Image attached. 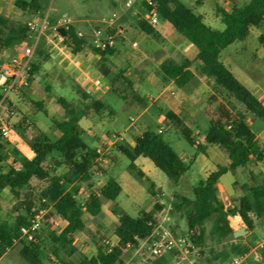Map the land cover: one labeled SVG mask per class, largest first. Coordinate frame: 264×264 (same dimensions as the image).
<instances>
[{"label":"trees","instance_id":"obj_1","mask_svg":"<svg viewBox=\"0 0 264 264\" xmlns=\"http://www.w3.org/2000/svg\"><path fill=\"white\" fill-rule=\"evenodd\" d=\"M152 4L144 3L148 10H156L159 20L172 28L193 44L197 53L192 58L182 57L176 60L167 57L160 62L157 75L162 83L172 81L181 89L194 77H202L208 83L225 91L241 106L240 113L233 111V104L223 102L216 93H211L202 108V114L207 120L204 145H195L188 128H179L184 139L195 145L200 153H205L206 145H217L227 153L229 165H217L197 185L191 188V198L179 196L174 202L175 209L181 211L187 231H198L191 235L192 242L201 246L205 233L204 224L211 222L209 233L220 242H224L228 234L233 231L229 218L239 217L248 232L255 226V220L264 223V182H244L241 184L242 194L235 201L225 206L218 197L217 183L227 171L236 168H246L251 163L264 161V151L250 129L248 118L254 117L264 122V104L251 93L222 63L220 53L229 45L237 41H244L251 28H260L264 23V0H246L239 5H232L227 11L216 7L215 15L223 24L217 30L204 22L202 15L195 13L181 0H151ZM14 5L21 12L34 15L43 9V0H14ZM131 12L134 14L133 8ZM135 27L152 39H160V35L145 19L135 13ZM64 38L72 53H78L85 48L95 52L101 58L111 55L113 47L105 49L95 48L86 36H78L75 25L66 28ZM264 49V36H259ZM36 54L41 55L36 47ZM264 62V55H263ZM39 69L34 62L32 72ZM48 90V89H47ZM110 91L116 94L128 105L143 104L133 83L120 69L110 83ZM22 95H25L22 92ZM77 101L67 100L59 96L56 103L67 116L64 120L51 117V122L59 135L52 141L37 129L25 115L20 116L21 123L32 134L28 145L33 153L32 158L23 155L16 147L0 134V192L8 187L14 198L11 211L15 214L13 223L0 221V257L12 247L21 226L27 225L37 208L51 207L55 214L65 222L57 233L46 230V249L49 253L46 261L56 264H123L122 254L127 245H136L138 241L146 239L158 224L155 217L162 204L154 203L150 210H139L136 216H131L116 202L121 191L119 183L108 178L104 185L91 191L83 210L75 198L73 191L67 190L65 180L52 174L53 168L65 163L69 166L66 180L69 183L81 184L90 179L94 169H102L96 161L95 148L89 147L82 140L83 130L79 126L80 119L89 117L91 113L99 114L108 110L101 101L92 98L84 90H77ZM1 97V94H0ZM46 116L47 111L42 102L32 101ZM15 129V126L12 125ZM34 129V130H33ZM116 148L128 160L126 166L129 174L137 180L149 183L144 172L134 163L136 157L149 159L152 164L162 171L170 180L177 183L188 171L192 160H183L162 138L161 133L146 128L135 139L133 146L117 144ZM53 154V155H52ZM55 155V157H54ZM148 193L153 195L152 184ZM103 199L112 201L110 211L117 216L114 236L117 243L108 242L105 247H97L95 254L83 255L80 261L74 262L71 256L77 248L73 245V234L82 232L88 238L96 240L94 233L83 221L84 211L91 216L100 212ZM237 220V219H236ZM39 235H35L33 242L20 241L19 255L24 264H45L41 256ZM229 245L230 243H225ZM45 247V246H44ZM233 251L240 252L239 249ZM260 261L264 263V249H260ZM50 257H53L54 261ZM162 259H165L162 256Z\"/></svg>","mask_w":264,"mask_h":264},{"label":"rangeland","instance_id":"obj_2","mask_svg":"<svg viewBox=\"0 0 264 264\" xmlns=\"http://www.w3.org/2000/svg\"><path fill=\"white\" fill-rule=\"evenodd\" d=\"M205 1L199 0L201 4L204 2V4L200 5L195 0H182L195 13H202L204 22L207 25L221 30L223 24L218 18L214 17V6L210 1ZM143 4L144 1L142 0H137L135 4L141 15L144 13ZM0 11L25 23L34 19L42 20L45 16L48 22L47 29L44 31L37 45L41 55L34 52L32 59L39 67L36 72L40 80L23 90L22 92L25 95H22L21 92L11 95L9 107H12L13 104L15 114L11 115L4 108H0V118L6 119L11 127H13L12 125L15 126V129H13L16 131V136L12 140L17 139L19 147L24 148V152L28 153V141L32 134L21 123L20 116L22 114L25 115L37 129L52 141L59 135V132L52 124L51 117L58 120H64L67 117L62 108L56 103V98L62 96L67 100L76 101L79 99L77 90H82L79 82L76 81L78 73L72 69L71 66L73 65H71L69 59L65 56L71 52V49H68V42L65 41V37L57 33L55 28L62 26L66 21H73L77 25V32H81L92 44L94 29L97 28L98 20L101 17H109L114 12L116 13L114 22L111 27L103 29L102 37H105L107 34L112 35L120 50H124L126 38L129 41L138 37V31L135 27L137 15L133 14L130 8L125 7L122 0H43V9L34 15L21 12L15 7L14 0H0ZM120 27H122V30ZM171 30L175 38L168 53L172 58L179 60L182 57H190L191 53L197 51L196 47L186 38L174 31V29L171 28ZM260 35L264 36V23L260 28H251L249 37L245 42H234L222 50L220 60L246 88L254 91L261 101H264V49L259 41ZM4 52V54H1L0 59L2 62H7L13 54ZM82 53L86 54L87 64L83 66L82 62L81 67L87 71H91L98 64L96 61L97 54L85 48L80 52V62L84 57ZM116 58L117 56L108 57L111 60V64L115 67L126 65L124 61ZM197 78H194L184 91L191 88L194 91V100L188 107L193 114V118L197 119L203 128L205 127V117L202 114V108L206 103L208 95L211 93H216L223 102L232 103L234 112L240 113L242 111L239 103L225 91L217 89L213 83L206 82L202 77H200L202 78V83L200 82L199 84ZM255 86L257 87L255 88ZM32 101L42 102V107L47 111L48 115L46 116ZM106 103L113 110L114 116L111 117L108 112L102 110L104 111L102 112V116L94 113L91 117L82 118L79 122L80 127L83 129L82 140L91 148L104 141L106 136L111 132L124 133L125 128L129 124L128 118L122 111L124 104L116 94L109 93ZM124 108L129 112V117H135L136 112L133 113V107L126 106ZM103 116L105 118H102ZM249 126L257 135V141L264 151V122L255 118L250 121ZM199 134V130L198 132L196 131L195 141H198V145L204 142L203 139L198 137ZM161 136L178 155L184 157L185 161H188L187 157L195 158L186 174L177 183L170 180L156 167H154L155 176H150L163 190L162 198L164 203L161 209L157 211L158 224L169 227L174 232L183 235L186 234L187 227L181 211L175 209L174 202L176 198L179 196L191 198V188L203 180L208 171L215 170L216 165L227 164L228 157L225 151L221 149V151H218L215 145H208L206 150L207 155L201 154L196 147L190 145L184 139L178 128L168 127L162 132ZM195 144L197 145V143ZM13 145L14 143L11 146ZM116 149V146L110 149L109 158H113L118 162L109 174L100 177L99 181L104 183L109 176L116 179L122 191L117 196L115 202L128 214L136 216L138 210L145 207L148 203L150 196L146 189L145 181L135 179L127 171L128 160L126 157L118 153L119 158H115L114 151H117ZM141 159L142 157L139 160ZM146 161L150 163L148 159ZM68 173V171L61 172L60 176L65 180L66 188L73 191V186L66 180V178H69ZM263 179L264 161L257 164L251 163L248 169H239L233 176L231 172H227L219 180L220 183L224 184H221L220 189L223 188L225 191H219L218 196L225 206H229L242 194V183H255ZM94 181V183L90 184L85 182L86 184L83 185L85 193L89 189V185L98 187L97 180L95 179ZM7 190L5 188L2 191L4 195L0 198V221L13 223L15 214L11 211V208L14 198ZM82 196L78 195V200H82ZM105 201L103 199L102 205H104ZM153 205H151V208ZM45 209H49V207ZM83 219L88 227L96 232L97 241L100 240L103 243L106 241L110 244L113 234L112 230L116 226L115 221L103 225L104 220L100 216L93 217L86 212L83 214ZM234 219L229 218V224L233 230L240 227L245 228L240 218ZM204 229L205 233L201 246L195 245L194 248L188 251L165 255V259L159 257L144 261L146 248L141 241H138L136 245H130L123 250V264H226L235 256L240 258V264H264L260 261L259 251L255 249L257 242L263 237V222L255 220V226L251 232L247 231L246 234L237 237L233 241H229V245L225 244L227 243L225 240L224 242H220L216 237L211 236L209 233L211 229L210 221L205 222ZM43 230L45 231L46 229ZM195 234L197 235L198 231ZM83 247H87L85 251L87 254L94 253L95 251L94 242L90 238H87ZM233 248L239 249L240 252L233 251ZM17 249L18 247H14L1 262H7L9 258H14Z\"/></svg>","mask_w":264,"mask_h":264},{"label":"crops","instance_id":"obj_3","mask_svg":"<svg viewBox=\"0 0 264 264\" xmlns=\"http://www.w3.org/2000/svg\"><path fill=\"white\" fill-rule=\"evenodd\" d=\"M208 1H210L212 3V5L214 6L213 8H215V9H216V7H221L223 9L229 11L232 5H239L243 2H245L246 0H206L205 2H208ZM195 2L200 3L199 0H195ZM135 4H136V2L134 3L133 11L142 17L141 13L135 7ZM202 4H204V2ZM202 4L200 3V5H202ZM199 14L203 16L202 13H199ZM214 17L218 18L215 15V11H214ZM24 24H25V22H22L16 18H13L12 16L7 15L5 12L0 11V52H2V53H0V58L2 56L1 54L5 53L4 51H6L7 53L9 52V54L11 53L13 55L16 53V50L14 49L15 43H16V40L21 36V30H22L21 28ZM70 25H75V27L77 29V25L73 21H71ZM159 25H161V27H159ZM153 27L158 32V34L161 36L160 39H152L137 29L138 37L135 39H131L129 41L126 38V41L124 42L126 44L124 50L123 49L120 50V47H118L117 43L115 42L113 54L107 55L104 58H101L100 56L97 55L96 61L98 62V64L94 69H91V71H87L81 67L82 62H83V66L84 65L86 66V64H87L86 63L87 58H86L85 53H82L84 57L81 55L83 57V60L81 62L79 59L81 51L78 53L70 52V53H68V55H65V56L67 57V59H69L71 65H73V66H71L72 69L78 73V76L76 77V81L79 82V85L83 80H87L88 85L86 86V88L83 89L80 86L82 88V90H84L92 98L101 101L105 106H107L108 110H104V111L108 112L111 115V117L114 116V112L112 109H110V107L107 105L106 102H107V98H108L109 93H113L110 91V83L114 80V78L116 77V75L120 69L124 70V73L127 76V78L133 83L134 89L138 92L141 99H143L145 101V103H143V104H136L133 106L132 105L130 106V105L126 104L124 101H122L124 104L122 111L126 115V117L128 118L129 124L125 128L124 133H119L122 137V141L120 143H123L124 145H128V146H133L135 139L146 128H150V129H153L154 131H157L158 128L161 127L162 131L160 133L162 134V132L168 127L178 128V130H179V128L182 126L188 128L190 130L191 136L194 139V141H195V137H196L195 136L196 131L198 132V130L200 133L198 137L204 140L205 132H206L207 125H208L207 120L205 118V121H204L205 127L203 128L198 123L197 119L193 118V114L190 112L188 106H190V104L194 100L195 94H194V91L192 90V88L187 90V91H184V89L189 85V83L194 78H197L198 76L191 79L181 89L177 88L172 81H170L168 83H162L159 76L157 75L158 65L165 58L171 57L168 52L170 50L169 48L172 46V42H173V39L175 37H174V34L171 30L172 26L167 24V23L160 21L157 25H155ZM120 29L122 30V27H120ZM248 37H249V35H248ZM247 38L244 41H240V42H245L247 40ZM237 42H239V41H237ZM68 49H70V48L68 47ZM196 53H197V51L195 53H191L189 55L190 57H186V58L192 59L196 55ZM111 56H117L116 59L124 61L126 63V65L123 67H115L114 65L111 64V60L108 59V57H111ZM0 62H2L1 59H0ZM88 66H90V65L88 64ZM90 75L92 76V78ZM198 81H199V84H200V82L202 83V78H200V77L197 78V82ZM256 87L257 86H255V88ZM180 90H182V92H180ZM251 93L253 95H255L257 97V99L262 104H264V101H261L259 96H257L254 91H251ZM126 106L127 107H133V109H134L133 113L136 112L134 115L135 117H129L130 116L129 112L124 108ZM104 111H101L97 115L102 116V112H104ZM93 114L94 113H91L89 115V117H91ZM89 117H84V118H89ZM102 118H105V117L103 116ZM253 119H255V118L249 117L248 118V124ZM255 137L257 139L256 134H255ZM9 142L11 145H12V143H14L13 147H16L26 157H28V158L33 157V153L29 147H28V153L24 152L25 151L24 148L19 147L17 139L10 140ZM195 143L198 144V141L196 140ZM204 144L205 143L203 142L202 144H199V145H204ZM195 145H193V146L196 147ZM96 146L94 148H96ZM215 146H217V145H215ZM207 147H208V145L205 146V153H201V154L207 155V153H206ZM217 148H218V151H221V150L225 151L224 149L220 148L219 146H217ZM116 150L117 151H114L115 158H119L118 153L122 154V152L119 151L118 149H116ZM54 157H55V155H54ZM140 157H142V156L136 157L134 160V163L144 172L146 178L149 180V183L146 182L145 180H141V181H143V182L145 181L147 191H148L149 184H152V191L154 192L153 195L149 194L150 200L145 205V207H143L142 209L150 210L151 205L154 204V202H157V203L163 205V203H164V200L162 198L163 190H162L161 186H158L155 183L154 179L150 178V176H152V177L155 176V170H154L155 166L153 164H151L152 162L149 159L148 160L150 161V163L147 162L146 161L147 158H145V157H142V159L139 160ZM181 158L183 160H185L184 157H181ZM187 158H188V161L192 160V162L195 159L194 157H187ZM117 162L115 161V159L109 158V161L106 162L104 165L100 164L102 169H97V170L94 169L90 179L88 181H86V183H88V184L94 183L95 182L94 180L96 179L98 182V187H96L95 185H93V186L89 185V189L86 191V193L84 192V187H83V185L86 184L85 182H83L81 184H77V185L75 183H71L73 188L76 187V191L73 192L74 198L80 204H82L83 210L85 209V202L87 200V197L89 196V193L91 191L97 192L98 188L100 186L104 185L108 178H113L112 176L107 177V179L104 183L99 181L100 177L109 174V172L113 169V167L116 165ZM228 165H229V160H228L227 164H225V166H228ZM216 167H217V165H216ZM239 169L246 170V169H248V167L236 168L234 171L229 170L227 172H231V174L233 176V174ZM64 171L69 172V166L65 163H61L60 165L53 168L52 174L61 178L60 173L61 172L63 173ZM97 172H99V173H97ZM210 172H212V171H208L205 174L204 178ZM62 180H64V179H62ZM221 184L222 183H220V181H218V183H217L218 192L219 191L220 192L225 191L223 188L220 189ZM222 185H224V184H222ZM5 188L8 189V187H5ZM5 188H3L2 191ZM67 190H69V189H67ZM2 191L0 192V198H1V196L4 195V194H2ZM121 191H122V188H121ZM7 192H9V189L7 190ZM78 195H81V196L84 195V196H82V200H78ZM14 201L12 202V205L14 204ZM102 203H103V201H102ZM111 205H112V201L106 200L104 202V205L101 204L100 212L96 215V217L100 216L104 220L105 223L103 222V225L110 223L111 221H115V223L117 224V216L112 214V212L110 211ZM139 210H141V209H139ZM139 210H138V212H139ZM138 212H137V214H138ZM49 213L56 219V224L43 226L42 229L40 230V232L38 233V235H39L38 241L41 243V248H42L41 249V256L44 258L45 264H56L53 257H50V258L54 262L49 263L48 261H46V258H47V256H49V253L46 249V246H47L46 235L47 234L45 232H46V230H51V231L58 233L63 228L65 222L63 221V219L61 217H59L57 214L54 213V211L52 210L51 207H49ZM93 217H95V216H93ZM155 217L157 218V213H156ZM82 218H83V216H82ZM233 218H235L234 220H236L239 217H233ZM83 221L85 222L84 219H83ZM157 221H158V218H157ZM85 224H86V222H85ZM87 227H88V225H87ZM88 228L95 235L96 232L93 229H91L90 227H88ZM114 228L112 230V233L114 232ZM43 229H46V230L44 231ZM87 238L88 237L82 232H75L73 234V245L77 248L76 252L71 256V259L74 262L80 261V259L82 258L83 255L90 256V255L95 254L98 246H100L101 248L105 247V243L101 242L100 240L99 241L93 240L95 251H94V253L87 254V253H85L87 247H83V246H85V241L87 240ZM110 240H111V242H110L111 245H115L117 243V238L114 236V233L112 234V238ZM86 246H88V245H86ZM14 247H18L16 255L14 256V258H9L7 262L2 263L1 262L2 259H4ZM19 249H20V241L13 243L12 247L10 249H8L0 257V264H24L23 259L19 255Z\"/></svg>","mask_w":264,"mask_h":264},{"label":"built area","instance_id":"obj_4","mask_svg":"<svg viewBox=\"0 0 264 264\" xmlns=\"http://www.w3.org/2000/svg\"><path fill=\"white\" fill-rule=\"evenodd\" d=\"M125 7L132 9L137 0H122ZM148 5L152 4L151 0H142ZM144 13L142 18L145 19L150 25H157L160 20L156 10H148L143 7ZM116 13H112L109 17H102L98 20L97 28L94 29V37L92 44L95 48L105 49L106 47H113L115 44L114 37L110 34L102 37L103 29L111 27ZM71 22L66 21L62 25L65 29ZM46 16L42 20H32L26 22L22 26L21 36L16 40L14 49L16 53L11 56L7 62H0V108H4L6 112L13 115L15 110L9 107L11 95L18 94L19 92L27 89L32 83L40 80L37 72H32L31 64L35 49L39 43L41 36L47 29ZM56 29V28H55ZM78 36H83L81 32L77 33ZM88 85L87 80H83L80 86L84 89ZM162 128H158L157 132L160 133ZM0 134L8 141L16 136V131L7 123L6 119L0 118ZM122 141V137L118 132L109 133L104 141L99 143L95 148L97 155L96 161L104 165L109 161L110 149ZM264 182V179L262 180ZM56 219L49 213V209L37 208L29 219L27 225L21 226L18 231L17 238L13 241L19 242H33L35 235L40 232L45 225H55ZM196 232L187 231L186 234H178L171 228L157 224L146 239L141 240L146 248V256L143 259L159 258L168 254L180 253L188 251L195 247V244L190 239L191 235ZM107 243L106 241L104 242ZM130 245L128 244L127 247ZM256 250L264 249V233L260 241L257 242ZM239 257H232L226 264H240Z\"/></svg>","mask_w":264,"mask_h":264},{"label":"water","instance_id":"obj_5","mask_svg":"<svg viewBox=\"0 0 264 264\" xmlns=\"http://www.w3.org/2000/svg\"><path fill=\"white\" fill-rule=\"evenodd\" d=\"M56 31L62 37L67 36L66 29L63 26H58L56 28ZM246 233H247V230L244 227H240L238 229H235L230 234L227 235V237L225 238V242L233 241L237 237H240Z\"/></svg>","mask_w":264,"mask_h":264}]
</instances>
